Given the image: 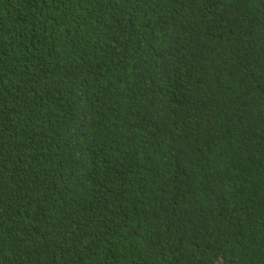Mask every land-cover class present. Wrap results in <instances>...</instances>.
Segmentation results:
<instances>
[{
	"label": "trees",
	"instance_id": "trees-1",
	"mask_svg": "<svg viewBox=\"0 0 264 264\" xmlns=\"http://www.w3.org/2000/svg\"><path fill=\"white\" fill-rule=\"evenodd\" d=\"M0 264H264V0H0Z\"/></svg>",
	"mask_w": 264,
	"mask_h": 264
}]
</instances>
